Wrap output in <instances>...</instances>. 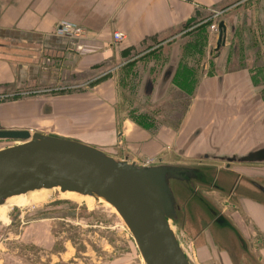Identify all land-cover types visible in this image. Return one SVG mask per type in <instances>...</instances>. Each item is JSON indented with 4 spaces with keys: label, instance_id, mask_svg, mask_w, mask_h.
Listing matches in <instances>:
<instances>
[{
    "label": "crops",
    "instance_id": "0c3cea01",
    "mask_svg": "<svg viewBox=\"0 0 264 264\" xmlns=\"http://www.w3.org/2000/svg\"><path fill=\"white\" fill-rule=\"evenodd\" d=\"M219 8H224L218 13L225 14L229 29L232 27L239 36L250 30L249 45L263 48L264 0H0V38L14 42L42 37L45 49L55 54L52 65L41 63L36 78L30 79L29 65L22 61L28 57L14 52L13 44L0 46V96L28 90L33 96L13 103L10 117L17 122H59L60 129L68 126L65 132L69 135L55 134L105 150L118 147L117 135L122 132L123 144L118 147L121 157L128 155L145 164L175 160L170 150L179 142V135L187 128L210 123L193 122L194 112L210 119L214 107L209 101L213 105L214 95L221 96L232 79H239L238 114L232 115L239 123L233 124V132H255L264 127V82L247 84L250 77L243 70L234 76L217 77L216 82L206 84L203 80L201 62L204 64L207 43L215 40L206 22ZM193 17L195 21L188 24ZM60 24L79 28L82 33L60 35ZM197 27L191 42L189 31ZM117 31L126 36L118 43L114 40ZM174 56L176 61L171 60ZM169 66L173 67L170 82L162 85ZM149 72L154 80L160 79L162 95L180 87L187 95L198 93L207 104L196 109L191 100L186 117L189 122L179 130L156 123L144 128L139 123L142 117L130 112L139 83ZM53 87L62 90L44 92ZM222 117L225 114L219 113L218 119L223 121ZM148 121L153 120L148 117ZM211 123L223 128L226 122ZM258 145L263 146V140L255 136L248 148ZM238 171L261 175L264 182V166L247 173L242 168ZM256 208L262 210L264 206L256 203Z\"/></svg>",
    "mask_w": 264,
    "mask_h": 264
},
{
    "label": "water",
    "instance_id": "95a60500",
    "mask_svg": "<svg viewBox=\"0 0 264 264\" xmlns=\"http://www.w3.org/2000/svg\"><path fill=\"white\" fill-rule=\"evenodd\" d=\"M223 9L212 12L214 21L220 22L218 44L225 41L226 16L218 13ZM216 34L213 32V36ZM10 44L14 52L28 57L22 61L29 65L30 79L36 78L41 63L49 66L55 61V54L45 49L42 37L14 42L0 38L1 47ZM172 71V66L166 69L162 85L170 82ZM121 136L122 132L118 134V147L123 144ZM0 140L16 141L0 148V205L12 196L41 189L74 192L109 203L129 228L146 264H191L174 229L180 225L191 231L188 203L199 204L209 217L194 237H201L212 225L228 227L211 191L234 199L245 176L233 168L232 162H264V146L252 152V157L221 158L227 161L223 165L179 159L141 164L128 155L121 157L118 147L105 150L48 132L0 129ZM229 176L233 177L230 184ZM256 188L258 194H264L263 187ZM256 203L264 206V200Z\"/></svg>",
    "mask_w": 264,
    "mask_h": 264
},
{
    "label": "rangeland",
    "instance_id": "374dc122",
    "mask_svg": "<svg viewBox=\"0 0 264 264\" xmlns=\"http://www.w3.org/2000/svg\"><path fill=\"white\" fill-rule=\"evenodd\" d=\"M162 103L158 112L159 104L151 106L152 122L179 124L181 108L174 112L170 99ZM15 143L0 140V148ZM232 178L228 177L229 184ZM211 192L228 227L212 225L201 237H194L209 220L195 202L188 203L194 230L172 223L191 264H264V222L263 228H254L241 209L264 200L249 184L248 175L234 199L219 201V193ZM45 193L37 201L18 203L0 214V264H146L129 228L109 203L59 189ZM242 217L250 226L242 225Z\"/></svg>",
    "mask_w": 264,
    "mask_h": 264
},
{
    "label": "flooded vegetation",
    "instance_id": "af4514ba",
    "mask_svg": "<svg viewBox=\"0 0 264 264\" xmlns=\"http://www.w3.org/2000/svg\"><path fill=\"white\" fill-rule=\"evenodd\" d=\"M213 17L209 18V21L206 23L209 25L211 33H217L214 37V42L209 41L206 47V57L201 62V68L203 66L204 69V78L203 80L208 84L210 81H215L217 77L225 76H234L239 71H246L247 76L250 79L247 82L251 85H258L260 82H264V45L263 48L258 47L256 45L250 46V30H245L242 36H239L237 32H234L233 28H226L223 31V36L225 41L218 44L217 40L219 39L218 27L220 22H215ZM212 18V19H211ZM199 28H195L190 30V34L192 35V41H195V36L198 33L197 30ZM261 33V32H260ZM262 34L264 35V30H262ZM194 36V37H193ZM229 39V41H228ZM210 43V44H209ZM256 43V42H255ZM209 44V45H208ZM262 44H264V39H262ZM193 45V44H192ZM196 45V43H194ZM171 60L176 61V57L174 56ZM193 66L195 62H190ZM221 67V68H220ZM152 72V71H151ZM149 72L148 76L143 82L139 83L140 88L137 93L136 99L134 101L135 104L131 106L130 114H134L136 117H149L150 109L152 105L159 104L157 106V112L159 111L160 106L163 105L162 101L166 99L169 100L172 104H175L174 112H179L181 108V118L178 119L180 122L177 125H172L173 128L177 130L180 129L184 122H189L186 119L188 116L189 107H191L190 101L194 102V106L198 109L202 104H207V101H202L199 98L198 93H194L193 95H187L182 92V88H173L169 93L163 94L161 93V86L158 78L154 80L151 77L152 73ZM234 78V77H233ZM177 81V79H175ZM224 80V78H223ZM226 80V79H225ZM239 80V79H238ZM238 80L232 79L230 84L226 85L224 88V92L221 96L217 94L214 95L213 105L211 100L209 101V106L214 107V112L210 114V119L207 116L202 117L198 115V111H195L192 117L193 122H210L204 125H198L194 128H187L183 131L181 135L178 137V143L175 144L170 150V157L176 159H183L186 161L194 160V161H202L206 163H215V164H225L227 161L221 160V158H243L244 156L252 157V152L258 150V147L249 149L248 146L252 143V139L257 136V138L263 140L264 146V127L257 129L255 132L245 130L243 135H238V133L233 132V124L239 123V120L233 121L232 115L238 114V102L240 91H238ZM243 80V79H241ZM240 80V81H241ZM159 84V85H158ZM23 89V88H22ZM25 90V88L23 89ZM61 88L53 87L47 92L49 94H56L61 92ZM185 98H184V96ZM260 95V94H259ZM33 96L31 92L19 91L10 95H2L0 96V129H27L30 132H48V133H60L61 135L66 134L69 135L65 131H68V126L64 128H59V122H17V119L10 117V107L13 106V103L19 100H24L26 98H30ZM260 95V97H262ZM264 97V96H263ZM183 99V105L182 101ZM150 101V102H149ZM149 102V103H148ZM205 102V103H204ZM218 102H221V105H218ZM179 106V107H178ZM184 112V113H183ZM24 114V112H20ZM205 113V112H204ZM224 113L225 117L218 119V114ZM198 116V118H196ZM236 119V118H235ZM177 120V119H176ZM177 122V121H176ZM211 122H226L223 128L219 125H215V123ZM235 122V123H232ZM60 124V123H59ZM212 124V125H211ZM119 134V133H118ZM71 136V135H70ZM118 136V135H117ZM244 137V139H242ZM238 138V139H237ZM237 141H233V140ZM242 140V141H241ZM244 140V141H243ZM123 143V141H122ZM262 147V146H261ZM233 168L238 171V168L244 169L247 173L248 169L254 170L255 167L264 166V162H232ZM237 165V166H236ZM238 173L241 176H246L242 174L240 171ZM249 184L252 185L255 189L257 186H261L264 188V182L262 181L261 175L255 176V173L249 175ZM261 195H264L261 193ZM220 198H227L226 201L230 198L224 194L219 192V201ZM224 200V201H225ZM230 205V204H229ZM244 207V206H243ZM248 217L252 220V225L255 227L263 228L260 218H264V209H257L256 202H252V204L248 207L241 208ZM224 212V211H223ZM233 217V215H232ZM242 219V225L248 227L250 225L247 224V220L245 218Z\"/></svg>",
    "mask_w": 264,
    "mask_h": 264
},
{
    "label": "bare ground",
    "instance_id": "6f19581e",
    "mask_svg": "<svg viewBox=\"0 0 264 264\" xmlns=\"http://www.w3.org/2000/svg\"><path fill=\"white\" fill-rule=\"evenodd\" d=\"M47 189H41V190H35L28 192L26 194L16 195L8 198L4 204L0 205V214L6 213L12 206L24 202V201H37L41 197H44L46 195L45 191Z\"/></svg>",
    "mask_w": 264,
    "mask_h": 264
},
{
    "label": "built area",
    "instance_id": "2783aa9c",
    "mask_svg": "<svg viewBox=\"0 0 264 264\" xmlns=\"http://www.w3.org/2000/svg\"><path fill=\"white\" fill-rule=\"evenodd\" d=\"M58 33L61 35L65 34H73V35H79L82 33V31L79 28H75L69 24H63L62 28L58 29ZM125 34L121 31L114 32V40L118 43L125 39Z\"/></svg>",
    "mask_w": 264,
    "mask_h": 264
},
{
    "label": "trees",
    "instance_id": "16d2710c",
    "mask_svg": "<svg viewBox=\"0 0 264 264\" xmlns=\"http://www.w3.org/2000/svg\"><path fill=\"white\" fill-rule=\"evenodd\" d=\"M145 120V121H144ZM144 128H147V129H150V128H152V127H154V123L155 122H146V117H143L142 118V121H140L139 122Z\"/></svg>",
    "mask_w": 264,
    "mask_h": 264
}]
</instances>
